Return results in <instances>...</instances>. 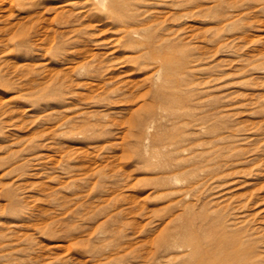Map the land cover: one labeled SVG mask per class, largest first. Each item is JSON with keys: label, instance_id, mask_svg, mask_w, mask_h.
<instances>
[{"label": "rangeland", "instance_id": "obj_1", "mask_svg": "<svg viewBox=\"0 0 264 264\" xmlns=\"http://www.w3.org/2000/svg\"><path fill=\"white\" fill-rule=\"evenodd\" d=\"M220 232L264 264V0H0V264Z\"/></svg>", "mask_w": 264, "mask_h": 264}, {"label": "bare ground", "instance_id": "obj_2", "mask_svg": "<svg viewBox=\"0 0 264 264\" xmlns=\"http://www.w3.org/2000/svg\"><path fill=\"white\" fill-rule=\"evenodd\" d=\"M232 239L220 232L208 244H204L199 238L194 240L195 264H236L239 252L230 248L234 243Z\"/></svg>", "mask_w": 264, "mask_h": 264}]
</instances>
